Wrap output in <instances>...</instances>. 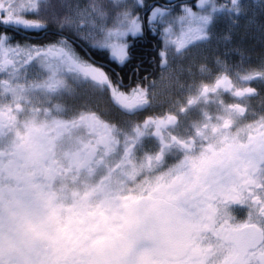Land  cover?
<instances>
[{
	"label": "snow or ice",
	"instance_id": "snow-or-ice-1",
	"mask_svg": "<svg viewBox=\"0 0 264 264\" xmlns=\"http://www.w3.org/2000/svg\"><path fill=\"white\" fill-rule=\"evenodd\" d=\"M0 264H264V0H0Z\"/></svg>",
	"mask_w": 264,
	"mask_h": 264
},
{
	"label": "flooded vegetation",
	"instance_id": "flooded-vegetation-1",
	"mask_svg": "<svg viewBox=\"0 0 264 264\" xmlns=\"http://www.w3.org/2000/svg\"><path fill=\"white\" fill-rule=\"evenodd\" d=\"M149 2H152V0H149ZM160 2H163V0H160ZM173 2H175V0H173ZM221 2H223V0H221ZM148 48L147 44H143L137 47L136 50V54H135V58L133 59V61L131 62V64L121 70V69H116L117 71H123V73H128L131 74L134 72L135 66L137 64L138 61H143V67H148V61L151 59V54L150 51L146 54V49ZM223 51V48H221V52ZM232 62H235L237 60H239V57H233V59H231ZM254 62H255V57H254ZM143 67L141 69V75H144V71H143ZM185 67H187V63H185ZM193 71H195V68H193ZM156 75H158V68L156 70ZM152 76H149V79H152Z\"/></svg>",
	"mask_w": 264,
	"mask_h": 264
},
{
	"label": "rangeland",
	"instance_id": "rangeland-1",
	"mask_svg": "<svg viewBox=\"0 0 264 264\" xmlns=\"http://www.w3.org/2000/svg\"><path fill=\"white\" fill-rule=\"evenodd\" d=\"M235 39H240V37H236ZM243 45L245 48H248L250 46H254V52L256 54H258L260 52V48H261L260 44L257 41L250 39L249 37H246V36L243 37ZM233 57H239V56L233 54L231 56V59H233Z\"/></svg>",
	"mask_w": 264,
	"mask_h": 264
}]
</instances>
